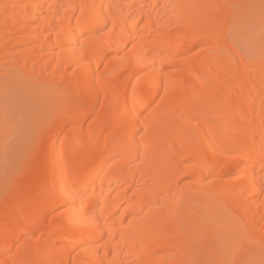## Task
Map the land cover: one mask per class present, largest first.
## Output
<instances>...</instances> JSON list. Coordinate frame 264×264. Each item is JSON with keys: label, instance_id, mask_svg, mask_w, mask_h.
<instances>
[{"label": "bare ground", "instance_id": "6f19581e", "mask_svg": "<svg viewBox=\"0 0 264 264\" xmlns=\"http://www.w3.org/2000/svg\"><path fill=\"white\" fill-rule=\"evenodd\" d=\"M247 1L0 0V264H264Z\"/></svg>", "mask_w": 264, "mask_h": 264}, {"label": "rangeland", "instance_id": "374dc122", "mask_svg": "<svg viewBox=\"0 0 264 264\" xmlns=\"http://www.w3.org/2000/svg\"><path fill=\"white\" fill-rule=\"evenodd\" d=\"M258 1V2H257ZM249 4H248V7L249 8H244L243 9V12L245 13V24H248V25H242L241 26V29H239V35L238 37L236 36V38H234L237 42V44L240 46L241 49L243 50H247L246 51V54L247 53H250L251 52H254L253 49H255V45L257 43H255L254 45V42L256 41V36L258 38L259 35H261V37L263 36L264 37V31H261L262 33H258L259 30H262L261 27H259L260 29L258 30V27L254 26L256 25V18L257 17H261L264 19V8L261 7L262 5V0H248L247 1ZM257 4H259L260 6H258ZM251 6V7H250ZM259 8V9H258ZM263 12V13H262ZM256 13V14H254ZM260 13V14H259ZM253 17H256V18H253ZM251 18V19H249ZM247 20V21H246ZM264 26V25H263ZM252 27V29L250 28ZM255 27V29H254ZM257 29V30H256ZM264 29V28H263ZM253 31V32H250V31ZM248 31V32H247ZM254 33V34H253ZM242 34V36H241ZM255 35V36H254ZM245 36V37H244ZM248 36V37H247ZM253 36V37H251ZM240 38V39H239ZM239 43H238V41ZM250 40V41H249ZM252 40V41H251ZM241 41V42H240ZM258 41V40H257ZM241 43V44H240ZM253 44V45H252ZM258 46V45H257ZM245 52V51H244ZM3 95L0 96V114L2 113V107L4 106L3 103L4 101L6 100L5 98L2 97ZM14 107L16 106H13L12 109L15 111ZM17 112H18V107H17Z\"/></svg>", "mask_w": 264, "mask_h": 264}, {"label": "snow or ice", "instance_id": "6c2138e0", "mask_svg": "<svg viewBox=\"0 0 264 264\" xmlns=\"http://www.w3.org/2000/svg\"><path fill=\"white\" fill-rule=\"evenodd\" d=\"M261 6H262V8H264V0H262V5Z\"/></svg>", "mask_w": 264, "mask_h": 264}]
</instances>
